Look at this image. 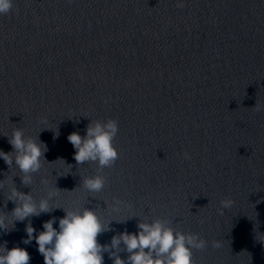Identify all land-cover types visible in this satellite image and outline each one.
Segmentation results:
<instances>
[{
    "label": "water",
    "instance_id": "1",
    "mask_svg": "<svg viewBox=\"0 0 264 264\" xmlns=\"http://www.w3.org/2000/svg\"><path fill=\"white\" fill-rule=\"evenodd\" d=\"M109 119L119 159L88 197L81 177L97 166L77 165L67 136ZM17 128L39 137L52 163L34 174L37 200L46 177L62 190L53 207L79 200L107 221L104 202L115 198L130 205L117 219L161 218L198 235L208 243L193 249L192 264H264V0H13L0 15V150H13ZM58 159L71 174L55 176L67 171ZM19 176L0 160V180L28 193ZM223 200L234 204L220 215ZM14 207L0 192V213ZM64 214L16 222L0 244L44 264L35 240L23 243L25 227L38 233ZM139 218L112 222L98 241L135 232Z\"/></svg>",
    "mask_w": 264,
    "mask_h": 264
},
{
    "label": "clouds",
    "instance_id": "2",
    "mask_svg": "<svg viewBox=\"0 0 264 264\" xmlns=\"http://www.w3.org/2000/svg\"><path fill=\"white\" fill-rule=\"evenodd\" d=\"M12 5L13 0H0V15L9 13ZM118 132V122L109 119L106 122L90 121L83 136L79 132H72L67 136L74 149L73 159L76 164L92 163L97 166L96 174L81 177L80 186L89 194L88 197L95 198V194L105 189L106 179L101 173L119 159L113 143ZM8 143L13 150L8 153L0 150V160L9 169L18 170L21 184L29 187L30 191L24 193L18 190L13 181L14 176L0 180V192L4 193L6 201L15 205L10 213H0V232H7L16 222L39 217L54 209H62L65 213L58 222L56 217L43 222L42 231L38 233L31 222L25 227L27 238L23 243L30 244L35 240L44 264H104L105 253L112 260V264H192L193 249L203 250L207 247V241L196 234H186L174 229L166 219H140L136 215H130L123 220L115 218L121 214L122 207L130 208V205H125L119 199L113 198L110 204L104 202L113 214V218L107 221H102L95 210L88 207L81 209L79 200L74 202L72 210L53 207L62 190L56 185L52 187L46 177H42L40 181L45 194L37 200L31 186L34 174L41 171L42 161L48 163L45 159L48 151L46 144L39 137H26L19 128L12 131ZM184 159H190L189 153H184ZM58 160L64 162L67 171L54 170L55 176L58 178L71 174L72 165L66 164L64 159ZM233 204L232 200L221 201L219 214L223 215L224 210L231 208ZM133 217L139 218L135 232L125 230L113 235L109 244L98 241V236L112 230V222L123 223ZM260 236L261 241H264V235ZM222 246V241L212 242L213 248L220 249ZM121 252L127 254L126 258H121ZM30 260L25 248L17 246L8 249L7 242L0 244V264H30Z\"/></svg>",
    "mask_w": 264,
    "mask_h": 264
}]
</instances>
